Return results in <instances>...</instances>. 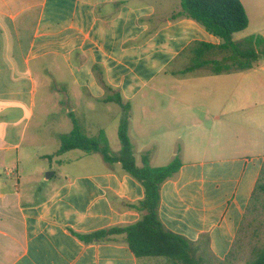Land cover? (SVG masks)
<instances>
[{
  "label": "crops",
  "instance_id": "crops-1",
  "mask_svg": "<svg viewBox=\"0 0 264 264\" xmlns=\"http://www.w3.org/2000/svg\"><path fill=\"white\" fill-rule=\"evenodd\" d=\"M241 2L248 17L249 8L264 14V3ZM162 4L157 8L146 0H0V264H146L151 260L137 259L124 235L90 243L77 236L140 220L142 213L130 205L144 198V189L124 173L120 163L108 165L103 160L102 166L87 170V153L64 152L68 165H76V170L65 173L58 186H48L43 197L24 200L40 191V183L23 188L22 180L28 175L20 148L25 119L32 114L41 83L54 106L72 121L74 116L88 137L106 134L109 119L120 117V106L105 101L111 93L103 83L119 92L131 106L129 137L137 165L147 152L153 167L165 166L176 156L181 161L178 173L160 189L158 213L165 228L219 259L232 249L264 167V153L243 151L210 158L204 149L199 160L191 159L190 148L198 147L194 134L201 132V118L209 117L211 106L200 102L214 96L186 91L176 97L165 95L159 86L167 79L183 86L192 83L195 89L225 82V74L209 70L179 73L188 66L184 61L189 62L190 56L183 52L193 42L218 45L220 39L190 18H173L181 0ZM56 57L67 66L70 78L50 77ZM45 76L51 80L46 82ZM72 83L78 90L74 94ZM79 92L96 104L97 115L104 116L105 123L92 117L90 110L81 112L88 121L74 114L76 108L70 104ZM161 97L189 108L183 111L188 114L150 113L152 100ZM184 129L193 135L191 143L179 134ZM71 131L53 130L52 135L60 141ZM72 152L78 154L71 158Z\"/></svg>",
  "mask_w": 264,
  "mask_h": 264
},
{
  "label": "rangeland",
  "instance_id": "rangeland-1",
  "mask_svg": "<svg viewBox=\"0 0 264 264\" xmlns=\"http://www.w3.org/2000/svg\"><path fill=\"white\" fill-rule=\"evenodd\" d=\"M164 0H146L157 8L163 7ZM259 5L264 0H256ZM143 3V2H142ZM250 23L249 26L233 36V41L237 42L249 36H264V14L258 15L249 8ZM56 68L50 70V77L55 79L70 78L67 66L56 57ZM190 62V60H189ZM188 61H184V65H189ZM183 65V64H182ZM179 67V64L176 65ZM209 69L203 68L197 71V74H203ZM210 71V70H209ZM44 78V77H43ZM225 82L217 81L215 84L206 88L195 89L194 84H179L175 79L172 81L167 79L164 86H159L165 95H174L179 97L186 91L209 92L213 94L212 99L208 102L211 106L208 108L209 117L201 118L200 133L194 134V139L198 145L197 149H191V159L199 160L201 151L207 149L210 158H224L231 156L232 153H264V55H259L254 67L245 71H232L224 75ZM46 82L51 78L45 76ZM169 80V81H168ZM156 84V83H155ZM158 86V85H157ZM188 86V88H186ZM73 94L77 92V87L72 83ZM83 93L73 95L71 107L76 108L74 114L81 117L83 121H88L86 115L81 116V112L90 110L91 116L96 117L102 123L105 118L97 115L96 104L90 99L83 97ZM57 95L56 98H58ZM165 99V101H164ZM53 97L48 95L43 83L40 85L39 94L34 98L35 106L32 107V114L26 121L25 135L21 143L20 156L22 168L25 169L27 178L22 180L23 188L27 189L39 184L40 191L38 195L25 196L24 200H35L43 197L49 187L58 186L60 181H64V174L74 172L76 165H68V160L64 153L55 155L60 147V141L52 135L53 130H73L74 124L64 115L59 107H55ZM176 105H174V104ZM198 103V102H197ZM176 101H171L169 97H161L153 99L149 112L162 115L169 113H181L190 110ZM89 106L88 108H86ZM115 107L113 114L115 115ZM181 111V112H180ZM109 119L105 128L108 145L113 152L120 149V141L118 138V128L121 119ZM182 115L188 112L181 113ZM180 114V115H181ZM198 114H201L200 112ZM184 142L191 143L190 131L184 129ZM187 151V150H186ZM80 152V151H78ZM69 157H74L78 153H69ZM44 155L53 157L46 158ZM88 161L87 170L102 166L103 159L100 153L85 154ZM48 173H54L49 181H46ZM264 245V194L260 195V201L256 203L250 211H247L243 224L239 230L237 239L232 247V264H247L248 260L256 247ZM202 254L215 264L217 259L206 248H201ZM147 260L144 258L142 261ZM146 264H168L163 258H151Z\"/></svg>",
  "mask_w": 264,
  "mask_h": 264
},
{
  "label": "trees",
  "instance_id": "trees-1",
  "mask_svg": "<svg viewBox=\"0 0 264 264\" xmlns=\"http://www.w3.org/2000/svg\"><path fill=\"white\" fill-rule=\"evenodd\" d=\"M186 17L196 21L209 34L220 39L218 45L193 42L183 53L189 54V65L179 73H188L196 69L207 68L215 75L232 71H245L254 67L259 55H264V36H249L233 41L235 33L249 26V17L241 0H181V9L173 18ZM111 93L106 102H114L121 108L118 128L120 149L111 151L104 133L97 137H88L77 124L74 116L73 130L60 136V148L56 152L80 149L87 154L100 153L108 165L120 163L124 173L139 182L144 189V198L130 207L141 212L139 221L127 226L100 229L88 234H77L84 242L111 241L118 235H124L131 252L137 259L163 258L168 264H212L202 254V250L187 238L165 228L159 218L160 189L163 183L172 179L181 167L179 156L169 164L160 167L150 165V154L141 155V165H137L133 144L129 137L131 106L125 102L119 92L103 83ZM53 156H46V158ZM264 194V167L261 170L252 196L247 206L250 211ZM232 249L224 259L215 264H232ZM247 264H264V245L256 247Z\"/></svg>",
  "mask_w": 264,
  "mask_h": 264
},
{
  "label": "water",
  "instance_id": "water-1",
  "mask_svg": "<svg viewBox=\"0 0 264 264\" xmlns=\"http://www.w3.org/2000/svg\"><path fill=\"white\" fill-rule=\"evenodd\" d=\"M52 175H53V173H48L46 176V179H49Z\"/></svg>",
  "mask_w": 264,
  "mask_h": 264
}]
</instances>
